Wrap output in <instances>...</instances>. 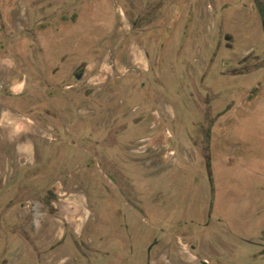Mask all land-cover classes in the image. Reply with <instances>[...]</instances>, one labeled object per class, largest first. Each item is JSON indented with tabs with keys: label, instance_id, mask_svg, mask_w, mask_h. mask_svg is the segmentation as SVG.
<instances>
[{
	"label": "flooded vegetation",
	"instance_id": "1",
	"mask_svg": "<svg viewBox=\"0 0 264 264\" xmlns=\"http://www.w3.org/2000/svg\"><path fill=\"white\" fill-rule=\"evenodd\" d=\"M14 1L16 6L13 9L0 7V30L4 31L13 22L15 32L19 33L18 27L23 29L21 20L26 18L28 11L26 27L28 31H36L31 27L36 8L29 10L25 7L22 10L17 6L18 0ZM82 1L77 10L82 13L75 24L70 21L57 25L52 14L54 10L36 23L47 27L41 40L29 41L28 73L23 67L22 61L26 58L21 56V44L10 42L7 45L11 50H7L6 44L0 41V264H91L107 254L106 250L99 248L102 237H94V229L88 227L92 212L86 192L81 187L83 183L71 176L75 172L83 174L88 161L98 163L117 178L120 196L128 210L133 209L135 217L145 215L144 207L138 201V189L121 175L110 150L116 145L123 155L120 159L129 166L137 162L170 164L175 160V150L167 146V139L172 134L168 129H161L172 111L164 96L154 90L159 86L168 92L156 74L158 54H155V48L162 49L171 41H179L183 44L181 50H185L188 48L186 43L194 40L201 45L200 49L191 44L188 50L197 51L200 56L203 50L208 67L215 68L219 63L231 65L232 78L246 80L245 86L232 94L240 99L239 105L264 102V59L252 55L250 50L232 55L229 51L238 42V34L229 29L227 23L239 13L245 15L248 24L255 23L257 19L264 22V0H240L234 5L225 1L214 5L210 0L203 6L202 0H184L188 1L186 6H180L181 0H172L173 8L171 4L166 6L169 0H141L144 4L141 14L135 8V0H121L122 10L116 9L119 18L124 17L127 1L134 9L133 18L128 19L126 32L122 35L124 40L119 39L122 33L115 41L106 36L102 53L88 62L79 61L65 66L63 62L47 57L45 42L54 29L76 26L86 20L89 0ZM157 8L159 13L150 17L149 12ZM12 11L16 13L13 21L8 19ZM65 11L62 10L58 17H65ZM214 19L217 23L215 28L212 25ZM112 29L113 26L108 34ZM118 29L124 31L121 26ZM118 48L125 50L124 57L115 55L121 53ZM112 52L114 56L110 57ZM2 53H8L9 57L5 58ZM201 60L202 57L196 58L197 63ZM104 65L109 66L110 72L102 73ZM151 73L152 78H149ZM128 74L130 78L124 79ZM124 87L129 93L135 92L143 98L140 105L133 107L132 119L128 120L131 116H127L124 110L109 108L108 120L101 121L102 99H107L113 90L118 92ZM150 87H154L151 88L153 92ZM216 103L208 99L193 102L200 120L211 123L213 107H222L220 116L235 104L234 101ZM22 116L41 130L40 135L34 138L36 145L50 149L42 159L39 150L38 159L33 163L21 160L17 156L16 145L3 136L2 129L10 124L7 119ZM128 131L143 132L144 135L133 142L117 143L116 139ZM199 131V137L203 139L200 146L188 145L190 148H187L186 144L179 143V149L186 159L193 154L191 148L201 154L210 176L206 146L209 130L201 125ZM83 133L87 146L82 149L83 155H79L76 154L79 140L76 141L74 136ZM154 144L158 147L151 148ZM153 150L158 151L155 154ZM77 199L81 202L85 220L81 219L78 229L74 230L64 221L59 207ZM94 215L97 222L102 221L98 214ZM190 239L185 235L171 234L162 243L155 241L149 246L147 264H234L226 260L225 254H233L235 245L223 244L224 247L221 245L220 248L198 250ZM243 244L257 258L258 263L255 264H264V239H246ZM182 253L190 259L186 261L180 257Z\"/></svg>",
	"mask_w": 264,
	"mask_h": 264
},
{
	"label": "rangeland",
	"instance_id": "2",
	"mask_svg": "<svg viewBox=\"0 0 264 264\" xmlns=\"http://www.w3.org/2000/svg\"><path fill=\"white\" fill-rule=\"evenodd\" d=\"M208 1L210 0H202L201 6ZM223 1L233 5L240 2L211 0L214 5ZM82 3V0H18L17 6L22 10L25 7L29 10L36 8L37 12L33 14L31 24L36 31H28L26 27L25 22L29 20L30 14L27 11L26 18L21 20L23 29L18 27L20 32H15V23L11 22L10 27H6L4 31L0 30V41L6 44L7 50H11L7 45L10 42L13 44L18 41L21 44V56L26 58V62L22 61L23 67L28 73L29 41L41 40L47 27L45 24L41 27L36 23L44 20L54 10L52 14L57 25L68 24L70 21L75 24L80 12L82 13L77 11ZM179 3L180 6H186L188 1L181 0ZM15 4L13 0H0V7L4 10L15 8ZM168 4L173 8L172 0H169L166 6ZM135 5L141 14L144 4L141 0H135ZM124 6V17L121 19L116 13L117 8H123L121 0H89L86 20L76 26L58 27L49 33L45 42L47 57L70 66L79 61L88 62L95 55L102 53L106 36L115 41L122 33L119 39L124 40L122 35L126 32L128 19L133 18L134 13L128 1ZM62 10H66L65 17H58ZM158 10L152 9L149 16L155 17L159 13ZM15 14L12 11L8 19L13 21ZM227 23L228 28L238 34V42L233 50L229 51L232 55L250 50L252 55L258 56L260 60L264 59V22L257 19L255 23L248 24L245 15L239 13ZM212 25L213 28L217 26L215 19ZM112 26V32H115L108 34ZM119 26L124 31H119ZM191 44L195 45L197 50L201 47L194 40L188 41L186 46L189 48ZM182 45V42L171 41L162 49L155 48V54H158L156 74L166 85L168 92L159 86L154 90L164 96L165 103L172 111L161 129H168L172 134L167 139V146L176 152L174 162H137L136 165L129 166L120 159L123 155L116 145L110 150L121 175L138 189V201L146 209L145 215H129L116 185L117 178L98 166V163L88 161V168H85L83 174L71 173V176L83 183L81 187L90 202L92 216L88 227L94 229V237H102L103 242L99 244V248L107 251V254L91 264H147L149 246L155 241L162 243L168 240L171 234L190 237L198 250L235 245L233 254H225L227 261L234 264L258 263L243 241L264 239V102L256 101V104L253 101L248 105H239L240 99L237 100L232 94L244 87L246 80L240 77L232 78L231 65L219 63L215 68L208 67L207 56H203V50L200 56L197 51L188 48L181 50ZM118 50L121 53L115 55L124 57L125 50ZM113 52L110 57L114 56ZM1 55L9 57L8 53ZM200 57L201 63H197L196 58ZM106 72H110V68L104 65L102 73ZM152 75L153 73L148 77L152 78ZM129 76L130 74L126 75L124 79H129ZM110 85L113 87V84ZM151 88L154 87L149 88L153 92ZM129 92L124 87L118 92L113 90L108 93L107 99H102L101 121L108 120L109 108L124 110L127 116H131L128 120L132 119L133 107L140 105L143 98L135 92ZM201 99L217 102L216 104L234 101L235 104L220 116L218 114L222 107H213L210 117L213 122L210 123L200 120L196 105L193 104L199 103ZM201 125L209 130L206 146L210 176L201 154L191 148L193 154L190 159H186L179 149V143L186 144L187 148H190L188 145L200 146V141L203 140L199 137ZM142 133L128 131L116 141L121 144L133 142L142 137ZM74 138L79 140L76 154L83 155L82 149L87 146L85 133ZM157 147L158 145L154 144L151 148ZM157 151H154L155 154ZM157 208L167 215L178 214V225L163 222L159 224L158 221L152 220L147 213ZM95 213L102 221H96ZM224 250L226 251V248Z\"/></svg>",
	"mask_w": 264,
	"mask_h": 264
},
{
	"label": "crops",
	"instance_id": "3",
	"mask_svg": "<svg viewBox=\"0 0 264 264\" xmlns=\"http://www.w3.org/2000/svg\"><path fill=\"white\" fill-rule=\"evenodd\" d=\"M20 85L21 88L22 84ZM15 89L17 90L18 87H16ZM7 120L10 121V124L9 126L7 125V127L2 129L3 136H5L9 143H14L16 145V153L21 160L33 163L38 159L39 153L41 155L40 159L44 158V155H48V153L50 152V149L48 147L43 148L42 145H36L34 138L40 135L41 130L30 119L22 116L8 118ZM70 206L71 208H69ZM143 209L146 210L145 208ZM59 211L63 216L66 224L72 227L74 230L78 229L79 221L81 219H83V222L85 220V215H82L81 212L82 205L79 199L69 201L67 204H62V206L59 207ZM128 212L130 216L135 215L133 209L131 210V208ZM147 215L152 218V220L158 221L159 224L163 222L165 224L168 223L171 225H177L180 219L178 214L169 213L167 215L161 212L159 208L149 211ZM180 257H183V259H185L186 261L190 259L186 254L183 253L180 254Z\"/></svg>",
	"mask_w": 264,
	"mask_h": 264
}]
</instances>
